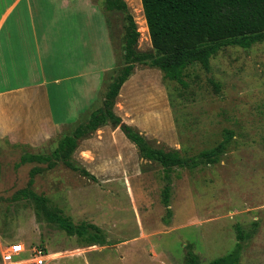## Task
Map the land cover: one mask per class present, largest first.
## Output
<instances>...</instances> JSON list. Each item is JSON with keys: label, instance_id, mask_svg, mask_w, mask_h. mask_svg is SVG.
I'll return each mask as SVG.
<instances>
[{"label": "rangeland", "instance_id": "rangeland-1", "mask_svg": "<svg viewBox=\"0 0 264 264\" xmlns=\"http://www.w3.org/2000/svg\"><path fill=\"white\" fill-rule=\"evenodd\" d=\"M9 1L0 0V11ZM45 1L47 73L68 57L62 47L68 36L58 28L64 25L61 17L72 16L73 25L86 27L76 29L72 40L83 59L80 66L90 63L81 79L88 74L95 82L93 110L102 104L111 77L124 63V16L108 11L104 0H90V5L79 1L71 7L62 0ZM126 2L140 32L138 49L153 51L142 1ZM68 73L53 70L55 76ZM184 79L187 86L138 63L115 105L123 122L153 146L178 150L189 161L230 135L217 162L172 170L171 213L163 201L168 183L163 167L144 158L120 127L99 128L81 140L73 154L96 180L62 162L35 176L32 189L47 198L48 207L75 223L98 225L107 239L103 245L68 235L37 213L33 199H12L27 187L31 168L45 167L37 162L16 166L21 155L51 153L76 124L35 144L0 138V264H33L29 259L35 247L47 251L46 264H185L190 253L208 264L234 249L238 225L247 236L240 264H264V41L249 48L225 46L211 58L209 69L192 65ZM65 90L70 92V86ZM51 103L54 110L62 104L54 92ZM90 112L80 115V121ZM14 242L27 250L7 262L3 249Z\"/></svg>", "mask_w": 264, "mask_h": 264}, {"label": "trees", "instance_id": "trees-1", "mask_svg": "<svg viewBox=\"0 0 264 264\" xmlns=\"http://www.w3.org/2000/svg\"><path fill=\"white\" fill-rule=\"evenodd\" d=\"M147 21L153 51L138 49L140 32L126 0H104L108 11H119L124 16L123 60L124 63L113 75L104 92L102 104L91 110L89 118L76 124L71 133L64 134L51 153L25 152L16 166L29 162L45 164L30 170V179L25 188L18 190L13 200L31 198L37 213L55 222L68 235H76L87 244H105L103 230L91 222L75 223L69 216L51 210L47 198L37 194L32 186L35 176L44 169L55 168L62 162L72 170L96 180V176L76 163L73 154L81 140L89 138L99 128L112 125L120 127L127 138L136 145L140 154L163 167L168 183L164 187L163 201L171 213V172L175 167L197 168L215 163L225 149L227 138L218 146L202 151L198 159L188 160L180 151L153 146L134 126L124 123L115 111L122 86L131 77L136 64H146L160 69L165 79L187 86L184 77L188 67L200 64L210 68V60L225 46L249 48L264 41V0H141ZM1 174V163H0ZM237 243L228 254L211 260L208 264H240L246 234L237 226ZM47 253V251H45ZM185 264H201L190 253Z\"/></svg>", "mask_w": 264, "mask_h": 264}, {"label": "crops", "instance_id": "crops-1", "mask_svg": "<svg viewBox=\"0 0 264 264\" xmlns=\"http://www.w3.org/2000/svg\"><path fill=\"white\" fill-rule=\"evenodd\" d=\"M79 1L90 5V0H62V4L78 6ZM35 3L39 6L37 16L33 0H10L0 11V138L10 142L35 144L62 132L80 122V115L90 112L96 98V85L90 75L81 79L90 63L86 61L81 67L83 59L73 50L77 46L72 40L78 34L76 29L86 27L73 25L76 18L72 16L60 18L64 25L58 31L68 36L62 44L68 57L55 67L52 64L48 75L44 63L48 53L47 2ZM56 69L69 73L55 76ZM68 86L70 92L65 90ZM52 92L62 102L56 110L51 103ZM63 98L70 100L65 102Z\"/></svg>", "mask_w": 264, "mask_h": 264}, {"label": "built area", "instance_id": "built-area-1", "mask_svg": "<svg viewBox=\"0 0 264 264\" xmlns=\"http://www.w3.org/2000/svg\"><path fill=\"white\" fill-rule=\"evenodd\" d=\"M26 246L21 242H14L10 244L8 247L3 249L2 258L7 262L14 261L21 254L26 252ZM47 253L43 248L35 247L32 249L30 253V259L33 261V264H46Z\"/></svg>", "mask_w": 264, "mask_h": 264}]
</instances>
